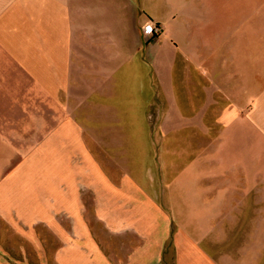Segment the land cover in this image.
I'll list each match as a JSON object with an SVG mask.
<instances>
[{
    "label": "crops",
    "instance_id": "1",
    "mask_svg": "<svg viewBox=\"0 0 264 264\" xmlns=\"http://www.w3.org/2000/svg\"><path fill=\"white\" fill-rule=\"evenodd\" d=\"M28 79L82 123L67 264H264V0H0L6 104Z\"/></svg>",
    "mask_w": 264,
    "mask_h": 264
},
{
    "label": "rangeland",
    "instance_id": "2",
    "mask_svg": "<svg viewBox=\"0 0 264 264\" xmlns=\"http://www.w3.org/2000/svg\"><path fill=\"white\" fill-rule=\"evenodd\" d=\"M27 85L26 105L21 106L6 104L18 98V91L0 90V115L6 113L11 118L10 129L6 128L10 134L2 131L6 137L0 138V164L5 160L10 173L0 186V264H67V184L73 174L82 172L83 153L78 148L67 153L66 138L53 131L79 130L82 123L62 120L68 115L61 91L57 99L54 91L41 93L31 87L29 79ZM7 96L11 100H5ZM3 125L8 123L0 122L1 128ZM76 178V213L83 210V192L91 194L86 195L85 209L92 215L98 213L97 192H92L98 186H84L81 177ZM8 184L14 192H6ZM87 220L98 227L97 217Z\"/></svg>",
    "mask_w": 264,
    "mask_h": 264
},
{
    "label": "built area",
    "instance_id": "3",
    "mask_svg": "<svg viewBox=\"0 0 264 264\" xmlns=\"http://www.w3.org/2000/svg\"><path fill=\"white\" fill-rule=\"evenodd\" d=\"M160 26L157 24H152L146 29V33L157 35L160 33Z\"/></svg>",
    "mask_w": 264,
    "mask_h": 264
}]
</instances>
